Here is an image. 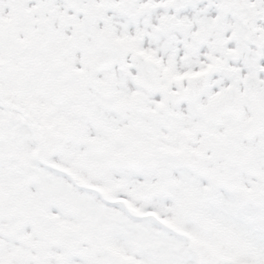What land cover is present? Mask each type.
I'll return each instance as SVG.
<instances>
[{"label":"snow or ice","instance_id":"1","mask_svg":"<svg viewBox=\"0 0 264 264\" xmlns=\"http://www.w3.org/2000/svg\"><path fill=\"white\" fill-rule=\"evenodd\" d=\"M0 264H264V0H0Z\"/></svg>","mask_w":264,"mask_h":264}]
</instances>
